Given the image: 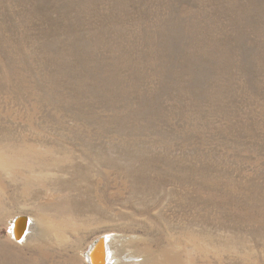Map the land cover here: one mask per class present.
Masks as SVG:
<instances>
[{
  "label": "rangeland",
  "instance_id": "rangeland-1",
  "mask_svg": "<svg viewBox=\"0 0 264 264\" xmlns=\"http://www.w3.org/2000/svg\"><path fill=\"white\" fill-rule=\"evenodd\" d=\"M105 236L109 264H264V0H0V264Z\"/></svg>",
  "mask_w": 264,
  "mask_h": 264
},
{
  "label": "bare ground",
  "instance_id": "bare-ground-1",
  "mask_svg": "<svg viewBox=\"0 0 264 264\" xmlns=\"http://www.w3.org/2000/svg\"><path fill=\"white\" fill-rule=\"evenodd\" d=\"M31 224L32 223L30 222V220H27V218L22 217V216L21 217L18 216L17 220L15 221V223L13 225L14 226L13 229H14V232L16 234L15 237L18 240L24 241L27 238V236L31 230ZM101 239H102L101 248L102 249H104L105 247L107 248V254H108L107 260H108V264H109L110 263V257H111V251L109 249V246L112 244L113 238L110 239L109 237L105 236V237H101ZM109 239H110V241H109ZM93 246L94 245L92 244L88 253H90Z\"/></svg>",
  "mask_w": 264,
  "mask_h": 264
},
{
  "label": "water",
  "instance_id": "water-1",
  "mask_svg": "<svg viewBox=\"0 0 264 264\" xmlns=\"http://www.w3.org/2000/svg\"><path fill=\"white\" fill-rule=\"evenodd\" d=\"M26 231V230H25ZM14 235L15 232H14ZM102 239L100 238L97 243L94 244L92 250L88 254L91 264H108L107 260V248H101Z\"/></svg>",
  "mask_w": 264,
  "mask_h": 264
}]
</instances>
